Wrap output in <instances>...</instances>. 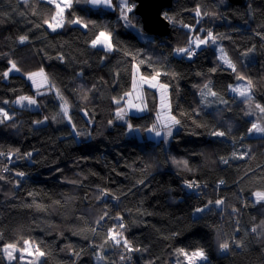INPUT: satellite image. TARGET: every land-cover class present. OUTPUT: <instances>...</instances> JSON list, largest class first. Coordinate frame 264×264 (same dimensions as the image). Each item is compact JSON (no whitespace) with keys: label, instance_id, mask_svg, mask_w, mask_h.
<instances>
[{"label":"trees","instance_id":"1","mask_svg":"<svg viewBox=\"0 0 264 264\" xmlns=\"http://www.w3.org/2000/svg\"><path fill=\"white\" fill-rule=\"evenodd\" d=\"M197 7L209 15L197 17ZM52 11L46 0H0V73L10 67L9 60L21 69L7 79L0 77V108L8 101L13 116L0 123V152L6 154L0 156V246L30 238L47 253L41 264H174L184 260L176 255L179 248H203L208 262L199 264H264V202L256 203L253 195L264 190V137L247 132L255 121L248 118L258 117L254 104L264 105V0H246L244 5L173 0L163 13L176 23H170L164 37L147 33L134 12L133 23L142 29L143 39L136 29L123 25L118 10L74 3L65 16L71 19L74 13L89 28L66 22L55 32L43 24ZM182 24L194 28L193 35L203 36L204 29L220 37L217 45L255 86L253 105L231 95L236 72L218 58L217 45L202 46L192 59L174 53L189 40V29ZM105 28L124 50L151 56L154 67L169 72L159 79L169 85L172 114L181 124L168 146L140 139L135 131L129 135L127 125L117 122L122 105L113 98L131 91L133 61L123 51L90 47L96 32ZM21 35L29 37L24 44L19 43ZM41 68L68 100L71 124L54 92L37 96L27 80V73ZM141 72L147 75L152 68L142 65ZM209 82L226 104L209 97L210 106L204 103L200 88ZM20 95H35L41 110L15 106ZM144 98L148 113L131 116L130 123L145 134L156 122L159 101L156 91L148 88ZM249 111L253 117L244 114ZM45 117L44 123H35ZM214 131L226 135L213 136ZM243 152L247 157L238 158ZM9 153L16 154L12 160L7 159ZM187 182L199 186L188 188ZM102 189L111 195L101 198ZM217 199L225 203L216 206ZM197 207L205 211L196 213ZM105 210L109 217H124V235L140 251L127 253L107 244L100 253L106 259H96L93 245L102 244L107 227L119 223L105 219L98 234L88 231ZM224 241L230 243L227 251L219 248ZM72 250L81 253L78 259ZM122 254L131 259L121 260ZM0 264L21 262H10L0 252Z\"/></svg>","mask_w":264,"mask_h":264},{"label":"snow or ice","instance_id":"2","mask_svg":"<svg viewBox=\"0 0 264 264\" xmlns=\"http://www.w3.org/2000/svg\"><path fill=\"white\" fill-rule=\"evenodd\" d=\"M80 0H47V3L53 5V11L50 18L44 19L43 24L47 25L49 29L55 32L59 28H63L65 23H69L72 25H78L83 29L89 28V23L86 22L83 18L79 16H75L72 14L71 19H68L65 16V13L72 9L74 3H79ZM24 3L27 4L28 0H24ZM85 3L93 6V7H104L111 11H119L118 19L123 21V25L128 28L136 29L137 34L141 36L143 39L142 29L139 28L133 21L136 17L133 13L136 10V4L132 2V0H117V3H113V0H85ZM35 14V13H33ZM195 15L197 17H203L209 15L207 12H203L199 7L195 10ZM161 16L168 20L169 23H176L174 17L168 16L167 13H161ZM199 23V20H197ZM184 28L189 29V40L186 46L176 47L173 51L176 55L185 57L187 59H191L196 55V50L200 49L202 46L209 45H217L218 39L220 37L214 34L211 30L205 31L204 29H200V32L203 33L201 35H193L196 30L187 24H182ZM36 27H40V25H36ZM95 27V25H93ZM264 39V36H262ZM19 43L24 44L29 40V37L26 35H21L18 37ZM154 43V41H153ZM90 47L92 48H100L102 51L109 53L113 51H123L125 56H131L133 61V81H132V91L124 93L123 97L113 98L114 103L117 105H122L118 107L116 111V119L125 120V118L129 115V112L135 109L138 112H143L146 110V102L143 94V87L146 85L152 89H158L160 92V111L157 113V121L154 123L151 128L147 129L149 132H153L156 137H171L173 134V127L176 125H180V119H177L175 115L171 114V105L169 102V94H168V83H161L160 77L162 75H169V72L166 70H162L154 67L150 62L152 61L151 56H145L142 52L131 53L129 51L124 50L117 40L113 38V32L107 28L99 30L96 32L94 37L89 41ZM218 46V45H217ZM221 56L220 59L222 62L227 65L229 69L233 72H236L237 80H247L246 85H241L238 87H231V91L237 94L239 97L243 98V101L250 106L253 105V82L237 72L236 65L231 61L230 58L227 57V54L224 53V50L220 49ZM248 53H244L247 55ZM142 57V58H140ZM61 62H63V57H59ZM10 67L0 73V77L7 79L9 78L12 72L19 73L21 69L17 66V63L13 60L8 61ZM147 64L148 67L152 68V72L145 75L141 72V66ZM214 71V70H213ZM171 75L175 76V73ZM27 79L32 82V84L37 88L38 95H44V92L39 91L41 88H47L49 91L55 89V96L61 101L60 110L63 113V116L68 120L71 124V116H70V105L68 100L64 97V95L60 92L59 89L56 88L55 83H52L48 77V74L41 68L39 71L27 73ZM201 98L204 100V103L210 106V102L206 99L207 97L218 98L221 103H227V101L223 100L219 94L213 90L209 83L203 84L202 88H200ZM127 97V99H125ZM87 99V95L83 97ZM4 103H8V101H4ZM15 104L20 107H24L25 104L28 106L37 105V99L33 96L28 95H20L15 101ZM255 110H258L259 116L257 117V121L251 123V127L247 129V132L250 133H258L264 134V105L260 103L254 104ZM246 115H254V112H246ZM183 115V114H181ZM13 116L9 115V112L3 108H0V123H3L6 120H12ZM53 120L56 117L52 118ZM48 120V117H45L43 121H36L35 123H44ZM109 123H113L109 121ZM73 131H75V125H72ZM127 128L129 131H135L136 129L131 123L127 124ZM77 136L81 135V133L77 132ZM90 135V134H89ZM213 136L224 137L226 135L225 131H214L212 132ZM250 151V150H249ZM18 152V150H17ZM6 155L3 152H0V156ZM15 153L7 154V159L12 160L15 156ZM28 157H31L32 153L26 154ZM233 158H236L237 154L234 152ZM248 153L243 152L239 154L240 159H245ZM180 163V162H177ZM185 166H187V161L182 162ZM223 163L227 164L228 159H223ZM4 172L8 171V168L5 167L3 169ZM15 175L23 177L25 175L24 172H16ZM4 177L0 176V180H3ZM143 183V181H140ZM221 184L224 183L223 180L220 181ZM198 187L195 182H187V187ZM102 196L111 195L107 190H101ZM256 197L255 202L260 203L264 202V190H257L253 193ZM118 199V197H116ZM59 203V201H57ZM213 202L208 201V204L211 205ZM225 203L223 199H217L215 201L216 206H221ZM37 208H42V205H36ZM207 207V205L205 206ZM205 207H197L194 211L196 213H203L205 211ZM233 211H237V209H233ZM105 219H113L118 221L119 223L113 224L107 227V230L104 235L103 243L100 245H93V247L98 249L96 254V259L98 261L105 260L106 257L100 253L104 251V245L110 244L112 247L122 248L125 252H138L140 249L138 247H134L133 244L128 240V238L124 235V229L127 227L125 225L124 217L122 215L116 214L114 216L109 217L108 211L105 210L104 213L96 220V226L88 229L93 235L98 234L97 229L100 227ZM262 227H264V222H262ZM253 232H256L257 229L253 228ZM0 239H3V233H0ZM237 247H242L243 245L239 241H233ZM219 248L221 251H227L230 249V243L228 241H224L219 244ZM0 252H2L8 261L19 260L20 262L25 261L26 257H31L32 259L27 260L26 264H41V258L46 257L47 253L40 247V244L30 238L20 237L18 240L14 242H6L2 246H0ZM19 253V256H17ZM80 252L76 250H72V255L75 258H79ZM177 257H183L184 260H177V264H198V262H208V256L203 248H197L192 251H187L183 248L176 249ZM121 260L131 259V257L126 255L120 256ZM46 264V261H45Z\"/></svg>","mask_w":264,"mask_h":264},{"label":"rangeland","instance_id":"3","mask_svg":"<svg viewBox=\"0 0 264 264\" xmlns=\"http://www.w3.org/2000/svg\"><path fill=\"white\" fill-rule=\"evenodd\" d=\"M47 1V0H46ZM113 3L115 4V3H117V0H113ZM77 4H79V5H84V6H90L91 8H95V9H107V8H104V7H93V6H91V5H89V4H87V3H85V0H80V2L79 3H77ZM136 4V3H135ZM136 6H137V4H136ZM109 10V9H108ZM135 12H136V10H135ZM146 40H148V38H145ZM219 42H217V44H218ZM202 48V47H201ZM200 48V49H201ZM199 49V50H200ZM220 49H221V46L220 45H218V47H217V55H218V58L220 59V56H221V52H220ZM224 50V53H225V49H223ZM228 57V56H227ZM192 59V58H191ZM221 60V59H220ZM222 61V60H221ZM133 72H134V69H133ZM240 74H242L243 76H245L246 78H247V75L246 74H243V72L242 73H240ZM27 77V76H26ZM28 80V79H27ZM29 81V83L32 85V87H33V89H34V91H35V93H36V95L37 96H40V95H38L37 94V88L32 84V82L30 81V80H28ZM133 81V80H132ZM161 82V81H160ZM162 83V82H161ZM247 84V80H243V81H241V80H237V82L234 84V85H232L231 87H238V86H241V85H246ZM144 88H148V89H152V88H149V87H147L146 85L143 87V89ZM253 89L255 90V86H254V84H253ZM152 90H154V91H156V93H157V96H158V101H159V107H158V110H157V112H159L161 109H160V92H159V90L158 89H152ZM254 90H253V96H254ZM39 91H41V92H44V93H46L47 91H49L46 87L45 88H41ZM51 91H53L54 92V94H55V89H53V90H51ZM131 91H132V89H131ZM230 93H231V95H233L234 97H236V99H237V101H243V98H241V97H239L237 94H235V93H233L232 91H231V88H230ZM144 94V93H143ZM168 94H169V102H170V90H169V87H168ZM30 96H33V97H35L36 99H37V97L35 96V95H30ZM210 99H215L214 97H209ZM58 99V98H57ZM125 99H127V97L125 98ZM145 99V98H144ZM16 100V99H15ZM14 100V101H15ZM58 107L60 108V104H61V101L58 99ZM146 105H147V107H146V110L145 111H143V112H138V111H136L135 109H133V110H131L130 112H129V115L125 118V120H118L117 119V122H120V123H123V124H128V123H130V117L131 116H137V117H139V116H143V115H145L146 113H148V111H149V106H148V102H147V99H146ZM7 105H8V103H6V107H2L3 109H5V110H10V108L11 107H7ZM14 105L15 106H17V107H20L19 105H17V104H15L14 103ZM170 105H171V102H170ZM24 107H26V108H29V109H32V110H41V105H40V103H39V101H38V99H37V105H34V106H28L27 104H25V106ZM70 111H71V109H70ZM171 114H172V109H171ZM244 114H245V112H244ZM255 114L256 115H260L259 114V112H258V110H255ZM173 115V114H172ZM250 116V115H249ZM251 117H253V116H251ZM248 119H250L251 121L252 120H255V121H257V119H254V118H248ZM156 121H157V119H156ZM156 123V122H155ZM252 123H254V121L252 122ZM179 125H176V126H174L173 127V134H172V136L171 137H164V136H161V137H156L155 136V134L153 133V132H149V131H146L145 132V134H144V132H142L139 128H137L136 129V131H137V134H136V136L138 137V138H140V139H149V140H153V141H156V142H160V141H163L164 142V144L166 145V146H168V144H169V142H170V140L172 139V137H173V135L179 130ZM252 134V136L253 137H255V138H263L264 137V134H258V133H251ZM129 135H135V133H134V131H129ZM17 256H19V253H17ZM30 259H32L31 257H26V259H25V261L23 262V264H26V262H27V260H30ZM41 260H42V258H41ZM180 261H182V260H180ZM199 263H204V262H198V264ZM21 264H22V262H21ZM174 264H177V259L175 260V262H174Z\"/></svg>","mask_w":264,"mask_h":264},{"label":"water","instance_id":"4","mask_svg":"<svg viewBox=\"0 0 264 264\" xmlns=\"http://www.w3.org/2000/svg\"><path fill=\"white\" fill-rule=\"evenodd\" d=\"M136 14L141 16L143 28L155 36H168L170 23L161 16L165 9L171 7L173 0H135ZM231 3L244 5L246 0H229Z\"/></svg>","mask_w":264,"mask_h":264},{"label":"crops","instance_id":"5","mask_svg":"<svg viewBox=\"0 0 264 264\" xmlns=\"http://www.w3.org/2000/svg\"><path fill=\"white\" fill-rule=\"evenodd\" d=\"M133 80V79H132ZM132 89V88H131ZM144 90H145V88L143 89V93H144ZM135 132L137 133V131L135 130Z\"/></svg>","mask_w":264,"mask_h":264},{"label":"bare ground","instance_id":"6","mask_svg":"<svg viewBox=\"0 0 264 264\" xmlns=\"http://www.w3.org/2000/svg\"><path fill=\"white\" fill-rule=\"evenodd\" d=\"M134 3H137L135 0L133 1ZM141 17V16H140ZM254 122H256V121H254Z\"/></svg>","mask_w":264,"mask_h":264},{"label":"built area","instance_id":"7","mask_svg":"<svg viewBox=\"0 0 264 264\" xmlns=\"http://www.w3.org/2000/svg\"><path fill=\"white\" fill-rule=\"evenodd\" d=\"M196 55H197V50H196ZM196 55H195V56H193V57H196Z\"/></svg>","mask_w":264,"mask_h":264},{"label":"clouds","instance_id":"8","mask_svg":"<svg viewBox=\"0 0 264 264\" xmlns=\"http://www.w3.org/2000/svg\"><path fill=\"white\" fill-rule=\"evenodd\" d=\"M197 51H198V49H197ZM192 58H194V57H192Z\"/></svg>","mask_w":264,"mask_h":264}]
</instances>
